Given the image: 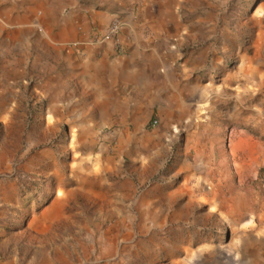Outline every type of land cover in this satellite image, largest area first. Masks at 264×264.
<instances>
[{"label": "rangeland", "instance_id": "rangeland-1", "mask_svg": "<svg viewBox=\"0 0 264 264\" xmlns=\"http://www.w3.org/2000/svg\"><path fill=\"white\" fill-rule=\"evenodd\" d=\"M0 264H264V0H0Z\"/></svg>", "mask_w": 264, "mask_h": 264}, {"label": "crops", "instance_id": "crops-1", "mask_svg": "<svg viewBox=\"0 0 264 264\" xmlns=\"http://www.w3.org/2000/svg\"><path fill=\"white\" fill-rule=\"evenodd\" d=\"M127 48L123 50L126 54L114 55L110 51H101L98 57L92 52L83 55V61L76 67L83 73L96 74L102 85V96L99 106L109 99V94L118 91V87L124 85L126 88L136 87V78L139 76L140 66L136 59V36L128 38ZM101 103V104H100ZM98 106V107H99Z\"/></svg>", "mask_w": 264, "mask_h": 264}, {"label": "built area", "instance_id": "built-area-1", "mask_svg": "<svg viewBox=\"0 0 264 264\" xmlns=\"http://www.w3.org/2000/svg\"><path fill=\"white\" fill-rule=\"evenodd\" d=\"M117 29H118V26L117 25H114V26H111L109 29H108V31H107V35H109V34H114L116 31H117ZM153 122H156V120H153Z\"/></svg>", "mask_w": 264, "mask_h": 264}, {"label": "bare ground", "instance_id": "bare-ground-1", "mask_svg": "<svg viewBox=\"0 0 264 264\" xmlns=\"http://www.w3.org/2000/svg\"><path fill=\"white\" fill-rule=\"evenodd\" d=\"M239 143L242 144L241 141H239ZM243 149L245 150L246 153H249V152L251 153L253 151V146L248 145L247 148H243Z\"/></svg>", "mask_w": 264, "mask_h": 264}]
</instances>
